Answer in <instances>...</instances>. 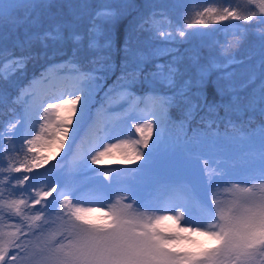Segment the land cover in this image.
Listing matches in <instances>:
<instances>
[{
  "label": "snow or ice",
  "instance_id": "1",
  "mask_svg": "<svg viewBox=\"0 0 264 264\" xmlns=\"http://www.w3.org/2000/svg\"><path fill=\"white\" fill-rule=\"evenodd\" d=\"M44 7L43 0H0V32L20 26L39 27L38 11ZM88 7L85 0L81 8ZM133 10L131 0H102L88 14L87 33L77 28V22L84 15L80 13L74 19L57 21L50 30L35 34L45 48L48 41L82 45L87 39L88 49L97 53L91 63L99 67L95 73H82L78 78L95 83L98 93L104 90L106 83L99 72L110 59L107 53L113 45V29L118 23L127 21L128 35L122 51L124 67L128 70L120 79H127L126 91L130 97L140 103L151 97L155 105L142 109L143 122L134 125L133 135H138V139L125 140L118 133H108L104 141L116 142H101L90 154V160L85 161L84 166L89 171L106 179L111 176L110 172L92 166L103 165V158L114 149L122 150V164L144 160L141 167H149L164 145L169 124L187 133L200 113L211 116L222 107L228 111L244 101L239 92L248 85L235 87L228 82L231 73L227 71L221 76L225 83L215 86V94H210L207 74L201 70L199 48H183V44H191L194 39L203 43L211 32L218 31L209 29V24L234 20L243 22L238 28L255 29L264 45V0H244L243 4L221 0L220 6L213 3L202 8H186L179 24L164 11L132 15ZM142 33L155 43L144 49H134L132 36ZM78 51L79 48L73 50V57ZM30 59L31 55L17 56L8 52L6 64L12 71L0 72V81H9L17 72L23 75ZM213 67L219 70L221 66ZM144 81L153 87L140 96L134 89ZM108 88L110 90L111 86ZM226 95H230L228 104L223 102ZM19 99L17 96L13 103ZM92 99L91 90L68 91L47 103L41 109L43 116L32 125L27 124L26 112L0 127V202L11 210L7 215L14 229L0 231V264H264V183L247 187L236 184L235 195L226 205L216 200L209 204L204 196L193 195L190 189L171 186L167 197L150 211H140L139 197L129 191L128 195H121L114 201L110 196L105 197L107 210L100 217L93 215L96 208L84 206L85 201L77 195L78 189L73 190L65 184L63 187L67 190L57 192L60 182H51L45 187L31 183L38 178L33 173L48 163L46 153L56 146L64 148L70 131L74 130V119L77 127L92 119ZM5 102L6 96L0 88V104ZM247 106L259 107L264 115V80L258 96L248 101ZM211 123L208 122L209 127ZM21 127L23 131L17 140ZM192 131L195 137L198 129ZM260 144L264 153V129ZM206 147L214 151L218 145L213 141ZM204 166L207 170V161ZM259 177L264 181V165ZM212 187L214 182L209 172L205 189ZM53 193H57V198L50 201L48 198ZM125 200L130 202L125 203ZM197 208L203 210V215L194 214ZM58 222L64 225L58 238H53L46 249L34 248L33 239L45 236ZM196 235L206 236L214 244L205 248L195 239ZM37 251L39 259L33 255Z\"/></svg>",
  "mask_w": 264,
  "mask_h": 264
},
{
  "label": "rangeland",
  "instance_id": "2",
  "mask_svg": "<svg viewBox=\"0 0 264 264\" xmlns=\"http://www.w3.org/2000/svg\"><path fill=\"white\" fill-rule=\"evenodd\" d=\"M43 1L45 3L50 0ZM64 1L68 2V9L71 10L70 16L67 17L65 14L58 16L56 15L59 12L58 10L48 12L45 11L44 7L38 11L39 27L33 26L28 29L22 26L26 30L24 32L26 37H34L36 33L50 30L53 24L60 21L59 18L61 20L74 19L80 13H84L85 17L77 22V28L79 31L87 33L88 14L102 0H88L90 6L87 9L81 8L82 0ZM73 1L77 2L74 9L75 4L73 3L72 6ZM131 2L134 6L132 15L144 14L145 9L147 10L145 13L152 10L164 11L175 24H179L182 23V16L186 8H202L213 3L220 6L221 0H195V3L194 0H141L140 3L131 0ZM236 3L243 4L244 0H236ZM83 20H86V22L85 29L82 30ZM242 23L241 21L230 20L220 24H209V29H218V31L211 32L203 43L200 39H194L191 44L185 43L182 47L199 48L201 52V70L206 74L209 73L214 64L221 66L220 69L223 70L217 80L218 86L225 83L221 79L223 72L230 73L232 69L230 66L227 68L222 66L231 65L241 55L252 52L254 55L252 66L246 67L244 70L240 68L238 72H232L228 81L235 87L238 85L237 88L247 84L248 86L243 89V97L244 100L250 101L259 94L258 78L260 73L264 71V63H262L264 57L257 49H246L247 45L243 44V40L249 29L245 31L237 27ZM162 26L168 27L167 24H162ZM47 43L46 48L41 45L40 51L43 58L41 62L32 64L31 71H28L26 66L23 75L17 72L9 81H6L16 91V96H19L20 99L18 100L17 111L4 121L3 127L9 121L24 116L26 112L28 113L27 124L32 125L36 119L43 116L41 109L46 107L47 103L54 102L56 97L65 92L79 88L91 90L92 93L96 91L95 83L78 78L82 73H95L99 67V65L91 63L96 52L88 49L87 39L82 45L73 44L71 41L60 43L48 41ZM154 43V41L147 39V34H134L132 36V47L134 49H144ZM75 48H79V51L73 57ZM6 57L7 54L1 58L0 65H3V67H0V72L12 71L11 66L6 64ZM124 60L125 54L123 53L119 72L116 73L113 83L108 84L104 90L100 91L102 100L97 101L93 97L90 110L92 119L85 120L78 127L74 119V130L70 131L64 148L61 149L56 146L46 153L48 163L33 173L38 178L31 181V183L45 187L48 183L60 182L61 186L57 188V192L67 190L63 187L65 184L73 190L78 189L77 195L85 201L84 206L97 209L93 213L95 217L102 216V212L107 210L104 207L105 197L110 196L114 201L121 195H128L129 191L134 196L139 197L140 211H150L157 202L167 197V190L171 186L190 189L193 195L204 196L209 204L216 200L226 205L235 195L234 186L236 184L247 187L252 184L260 185L264 183L259 177V170L264 165V153L259 151L261 147L260 135L262 129H264V123L253 126L246 132L224 133L217 132L214 129L207 131L201 127H195L194 129H198V133L194 137L193 131H191V135L187 139H182L169 130L165 133L164 145H162L161 150L154 157L153 163L149 167H141L144 165V160L129 165L122 164V150L114 149L108 156L103 158V165L92 166V168L110 172V177L106 179L98 173L89 171L84 163L86 160H90V154L97 146L101 142H116L115 140L104 141L106 134L115 135L118 133L120 138L125 140L138 139V135H133L135 132L134 125L143 122V113L142 109L134 105V99L126 91L127 79H120L122 73L128 70L124 67ZM112 71L111 63L104 62V67L99 74L105 77L106 74ZM249 81L253 82L249 83ZM144 83L150 88L153 87L147 81H144ZM108 86H111L110 90ZM22 91L24 92L23 95H21ZM239 107L233 106V109L237 110ZM22 131L23 127L17 133V140H19ZM155 138L154 131L153 140ZM213 141L218 145V148L210 151L206 145ZM201 144L205 147H201ZM196 156H199L200 159H196ZM204 161L208 162L207 170H205ZM153 171L160 172V176H157L156 180L153 181L149 178L150 182L146 183L149 184V189L145 187L144 179L150 177ZM69 172H72V175ZM209 172L212 173L214 187L211 190H206L205 185L208 183ZM14 175L19 174L14 173ZM56 198L57 193H53V196L48 199L52 201ZM128 202L130 201L125 200V203ZM212 206L215 207V205ZM10 211L3 202H0V231L9 232L14 230L11 227L12 221L9 220L7 215ZM194 214L197 216L203 215V210L197 208ZM63 227L64 225L58 222L49 228L46 235L42 237L41 246H38L34 239L32 246L37 250L48 248L51 240L58 238ZM195 239L203 244L205 248H210L214 244V241L209 240L206 236L196 235ZM190 246L196 247V245ZM33 255L36 259H39V251Z\"/></svg>",
  "mask_w": 264,
  "mask_h": 264
},
{
  "label": "trees",
  "instance_id": "3",
  "mask_svg": "<svg viewBox=\"0 0 264 264\" xmlns=\"http://www.w3.org/2000/svg\"><path fill=\"white\" fill-rule=\"evenodd\" d=\"M141 0H136V2L140 3ZM44 2V1H43ZM87 4L89 1L86 0ZM73 3L75 4V7L73 6ZM75 1L72 2L73 9L76 8ZM82 3H85V0H82ZM46 5L45 11L48 12H54L58 10L59 12L56 14L58 16H62L65 14L67 17L70 16V11L68 9V2L64 0H50L44 3ZM147 12L145 9L143 13ZM78 14V12H76ZM57 16V17H58ZM66 17V18H67ZM85 15L82 16L84 18ZM59 20H61L59 18ZM85 22L83 20V27L82 30L85 29ZM126 25L127 21L120 22L116 25V27L113 29L112 39H113V45L111 50L107 53L109 55L110 59L105 62H110L113 71L109 74L105 75L106 83L104 84V89L106 88L107 84L113 83V80L116 76V73L119 72V68L121 65V61L123 58V45L126 35H128V32L126 31ZM26 30L22 28V26L18 27L15 30H4L3 32H0V53H3V55H0V60L2 56L6 55L8 52H12L15 55H31L32 59H30L27 63V70L31 68L30 65L33 63L40 62L43 58L41 56V43L39 40L34 37H26L24 34ZM243 44L247 45L246 49L251 48L252 50L257 49L260 51V54L264 57V45H262L261 39L259 35L257 34L255 29L249 28V31L246 35V37L243 40ZM97 53H95V56ZM254 59V55L252 52L248 54L241 55L234 63L229 65L232 67L230 70V73L232 72H238L240 71V68L244 70L246 67H251L252 61ZM244 64V65H242ZM215 65V64H214ZM217 65V64H216ZM220 66V65H218ZM223 69L217 70V68H212L209 73L207 74V82H208V92L212 95H214V87L217 85V80L219 78L220 72H222ZM259 85H261L262 80H264V71L260 73V76L258 78ZM238 87V85L236 86ZM0 88L3 89L4 94L6 96V102L4 104H0V127H3L5 119H7L9 116L13 115L17 110L18 101L16 103H13V100L16 99V91L13 90V88L8 85L7 82L0 81ZM150 87H148L144 82L137 85L135 87V92L142 96L144 93H147L150 91ZM15 91V92H14ZM239 95L243 97V90L239 92ZM93 97L95 100H100V92L97 93V91H94ZM134 99V98H133ZM219 99V98H218ZM230 99V95H226L223 98V102L225 104H228ZM134 105L138 107L139 109H143L145 107L152 108L155 105V101L149 97L148 99L144 100L143 103H140L139 100L134 99ZM248 101L244 100L240 107L237 110H234L233 108L226 111L225 108H220L217 114L211 115V116H205L204 113H200L195 120L192 121L191 126L189 127L187 133H185L184 129L177 125L169 124L167 131L174 132L177 136H180L183 139L189 138L191 135L192 129L195 127H201L207 131L214 129L217 132H246L251 127L259 125L264 123V115L261 114L259 107L256 108H250L247 106ZM201 117H204V122H201ZM212 121L211 127L208 126V122ZM259 151L262 152L261 147L259 148ZM157 176H160V172L154 171L150 177V179L156 180ZM150 182L149 178L145 179V184ZM146 187H149V184H146ZM30 223L32 221H29ZM44 237V236H43ZM38 246H41V240L42 237L34 239Z\"/></svg>",
  "mask_w": 264,
  "mask_h": 264
}]
</instances>
